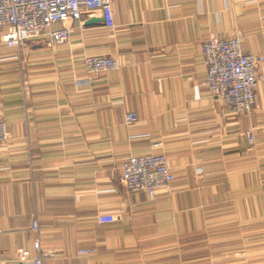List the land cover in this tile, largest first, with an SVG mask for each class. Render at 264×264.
Here are the masks:
<instances>
[{"label":"crops","instance_id":"1","mask_svg":"<svg viewBox=\"0 0 264 264\" xmlns=\"http://www.w3.org/2000/svg\"><path fill=\"white\" fill-rule=\"evenodd\" d=\"M111 1L113 28L85 14L60 45L9 47L0 31V264L36 240L43 264H264V81L237 115L203 85L202 54L218 36L264 55V0ZM87 56L119 67L88 82ZM144 154L167 157L173 191L122 185Z\"/></svg>","mask_w":264,"mask_h":264},{"label":"built area","instance_id":"2","mask_svg":"<svg viewBox=\"0 0 264 264\" xmlns=\"http://www.w3.org/2000/svg\"><path fill=\"white\" fill-rule=\"evenodd\" d=\"M99 12L107 29L115 26L111 0H0V31L9 47H19L31 39L47 36L52 45H60L70 37L69 23L81 21L85 14ZM204 66L207 70L203 83L209 91L225 101L237 115L249 114L254 107L256 91L264 81V72L256 69L264 66V55L245 54L239 37H210L202 48ZM86 81L90 82L103 73L119 67L118 61L108 56L85 58ZM127 124H135V112L126 115ZM249 144L254 134L247 133ZM10 140L4 121H0V142ZM162 143H156L160 147ZM176 176L163 154H144L127 157L122 165L121 183L129 192H145L154 199L159 190H174ZM112 213H100V224L115 221ZM33 230H39L37 220ZM3 229L0 228V235ZM94 248H81L80 254L94 253ZM21 264H43L41 242H33L32 249L15 250Z\"/></svg>","mask_w":264,"mask_h":264},{"label":"rangeland","instance_id":"3","mask_svg":"<svg viewBox=\"0 0 264 264\" xmlns=\"http://www.w3.org/2000/svg\"><path fill=\"white\" fill-rule=\"evenodd\" d=\"M235 247H233L232 249H230L229 251H234V253H238L241 251V246L240 245H234ZM226 247H231V246H222V248H226ZM237 258H241V257H237ZM204 263V261H203ZM225 263V262H223ZM235 264H242L241 261L239 262H235Z\"/></svg>","mask_w":264,"mask_h":264},{"label":"water","instance_id":"4","mask_svg":"<svg viewBox=\"0 0 264 264\" xmlns=\"http://www.w3.org/2000/svg\"><path fill=\"white\" fill-rule=\"evenodd\" d=\"M91 22H93V20H91ZM17 264H21V263H17Z\"/></svg>","mask_w":264,"mask_h":264}]
</instances>
